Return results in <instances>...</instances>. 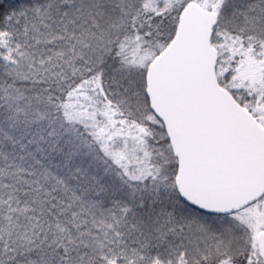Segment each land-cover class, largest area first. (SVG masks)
Here are the masks:
<instances>
[{
  "label": "snow or ice",
  "instance_id": "obj_1",
  "mask_svg": "<svg viewBox=\"0 0 264 264\" xmlns=\"http://www.w3.org/2000/svg\"><path fill=\"white\" fill-rule=\"evenodd\" d=\"M0 264H264V0H0Z\"/></svg>",
  "mask_w": 264,
  "mask_h": 264
}]
</instances>
